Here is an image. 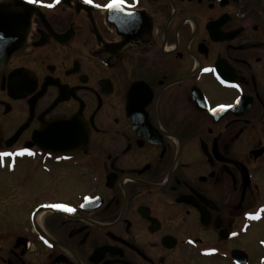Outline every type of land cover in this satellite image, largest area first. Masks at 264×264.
<instances>
[{"label":"flooded vegetation","instance_id":"af4514ba","mask_svg":"<svg viewBox=\"0 0 264 264\" xmlns=\"http://www.w3.org/2000/svg\"><path fill=\"white\" fill-rule=\"evenodd\" d=\"M108 2L0 60V264H264V0Z\"/></svg>","mask_w":264,"mask_h":264},{"label":"water","instance_id":"95a60500","mask_svg":"<svg viewBox=\"0 0 264 264\" xmlns=\"http://www.w3.org/2000/svg\"><path fill=\"white\" fill-rule=\"evenodd\" d=\"M34 11L33 6L20 0H6L0 3V19L4 20V30L7 33L6 45L0 40V60L23 48Z\"/></svg>","mask_w":264,"mask_h":264},{"label":"snow or ice","instance_id":"6c2138e0","mask_svg":"<svg viewBox=\"0 0 264 264\" xmlns=\"http://www.w3.org/2000/svg\"><path fill=\"white\" fill-rule=\"evenodd\" d=\"M28 3H33V4H37V3H41V0H27ZM56 3H59V0H56ZM85 3L88 4H93V0H85ZM46 7H53L54 5L52 4H47V5H43ZM134 4L129 3V0H109V2L105 5H100V4H95V7L97 8H106L109 12H119V13H124L126 16L128 17H132L135 15V12L130 10L132 8H134ZM4 39L3 34L0 33V40ZM205 71H214L211 69H205ZM237 88H239V86H236ZM239 102V101H237ZM230 107V105H222L221 108H227ZM25 153L29 154V155H33L34 153L29 152L27 149H24L18 153H10V152H0V160H3L5 157H11L13 155H24ZM88 199V198H86ZM50 207L53 208H57V209H61L67 212H73L75 211V209L68 207L66 205L63 204H54L51 205ZM261 212H264V209H261ZM249 218L252 219H259L260 218V214L257 213L255 216H252L251 214H249Z\"/></svg>","mask_w":264,"mask_h":264},{"label":"rangeland","instance_id":"374dc122","mask_svg":"<svg viewBox=\"0 0 264 264\" xmlns=\"http://www.w3.org/2000/svg\"><path fill=\"white\" fill-rule=\"evenodd\" d=\"M0 188L2 190H7V183L5 180H0ZM0 189V191H1ZM26 193H23V191L17 192L16 197L14 199V205H19L18 203L22 205V208L25 209L29 207V205L33 202L32 199L34 197H38L39 193L32 190L24 191ZM4 197L0 196V200H2Z\"/></svg>","mask_w":264,"mask_h":264}]
</instances>
